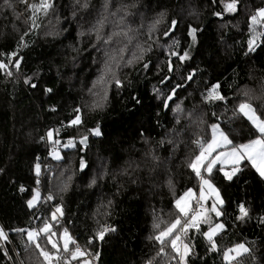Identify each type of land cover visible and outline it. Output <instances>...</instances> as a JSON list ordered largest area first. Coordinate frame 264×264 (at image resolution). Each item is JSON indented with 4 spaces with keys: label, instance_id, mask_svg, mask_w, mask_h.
Instances as JSON below:
<instances>
[{
    "label": "trees",
    "instance_id": "obj_1",
    "mask_svg": "<svg viewBox=\"0 0 264 264\" xmlns=\"http://www.w3.org/2000/svg\"><path fill=\"white\" fill-rule=\"evenodd\" d=\"M231 2L53 0L45 14L28 7L40 0H0V61L8 64L0 70V223L12 244L0 242V264H18L15 251L21 264H46L26 235L45 223L59 251L44 234L39 243L60 257L53 264L76 263L63 251V228L96 264H178L170 238L161 245L155 236L179 215L176 198L198 190L189 167L200 152L197 141L206 143L214 123L233 144L252 140L256 131L241 103L264 119V21L250 19L264 0H238L228 11ZM106 64L112 71L105 75ZM216 84L222 100L208 98ZM76 109L82 123L71 126ZM97 127L100 135L92 131ZM49 130L59 144L48 140ZM70 139L75 146L63 148ZM56 149L59 160L51 154ZM239 167L231 180L218 164L208 174L223 214L184 236L194 248L188 264H228L224 251L237 243L250 251L231 264H264V177L248 161ZM46 192L53 198L45 200ZM240 204L249 210L244 220L237 219ZM217 222L225 228L213 251L203 233ZM102 226L115 231L100 240ZM4 246L13 250L7 255Z\"/></svg>",
    "mask_w": 264,
    "mask_h": 264
},
{
    "label": "snow or ice",
    "instance_id": "obj_2",
    "mask_svg": "<svg viewBox=\"0 0 264 264\" xmlns=\"http://www.w3.org/2000/svg\"><path fill=\"white\" fill-rule=\"evenodd\" d=\"M22 2L27 3V0H22ZM238 0H232L231 3L227 5L228 11H236ZM28 7L32 8L34 11H44L45 14L54 7L53 0H40V4L37 6L35 4L28 5ZM251 21L254 24L261 23L264 21V7L257 9L256 14L250 17ZM173 26H175L176 22L173 21ZM35 24V19H33V27H37ZM102 27V25H101ZM197 29L192 28L190 30V35L193 40H195V34ZM168 35V33H165ZM97 39H100V36L97 35ZM255 48V41H250L249 50L253 51ZM15 55V53H13ZM175 55V53H173ZM187 57V53L184 56H181L180 59L184 60ZM131 63V61H129ZM15 67L19 69L20 67V59H17L15 62ZM145 68L148 67L147 64L144 65ZM8 64L0 61V70H7ZM111 66L105 65V75L108 72H111ZM8 75H11V72H8ZM192 77L189 76L188 79ZM27 82V81H26ZM97 84L104 83V75H101L96 82ZM115 84L117 86H121L122 82L119 79L115 80ZM95 86V85H94ZM32 87H36L35 84ZM179 87V86H177ZM220 85L216 84L209 90L208 98L209 99H224L223 96L219 94ZM47 92H51L52 89H46ZM175 90H173L174 94ZM172 97L169 96L168 99ZM106 99V94H105ZM96 107H101L100 104H97ZM239 112L243 113L255 126V128L259 131L260 135L255 139L250 140L247 143L235 145L233 141L229 139L228 135L220 130L219 125H213V136L211 141L206 144H202L200 141H197L200 144V152L199 155L195 157V159L189 164V167L193 170L196 176L200 179V191L199 197L197 198L192 189H188L179 199L176 200V207L179 211V215L175 218V220L169 224L164 230L160 231L158 235L155 236V239L160 242L161 245H164L166 242H169L170 238V247L172 251L176 254L173 259H178V264H188V258L194 254V248L190 243H184L183 237L187 236L190 229L195 228L199 231L200 224L210 223L209 213H214L215 216L219 217L223 213L220 210V206L224 204L223 199H221L219 190L212 184L210 179H206L202 174V170L204 173H208L209 175L212 173L213 168L217 164H230L232 165V170L224 171V176L231 180L241 169L239 165L248 161L251 163V166L256 169L261 177H264V119H261L260 116L257 115L256 109L252 106L251 103H241L239 105ZM77 115L73 120L70 121L71 126L79 125L82 123L81 116L79 115L80 110H75ZM58 134L59 130H55ZM95 135H100L99 128L92 130ZM47 138L49 141H52L54 144H59V140H53V130H49L47 133ZM87 141V136L83 137L80 140L81 144H85ZM74 141L70 139L66 144L63 145L65 148L74 147ZM218 149H227L225 151H218ZM55 159H61L58 152L53 153ZM85 163L83 160L80 162V167L83 169L85 167ZM223 171V169H221ZM36 172L39 174L40 165H36ZM67 187V185H65ZM21 191H24L23 187ZM209 197H215V202L212 204L211 208H206L204 206V202L207 201ZM53 197L49 196L48 199H52ZM39 199V192L37 191L35 195H33L32 199L28 201L29 207H32L36 201ZM195 205V207L193 206ZM57 213L61 216L63 215L62 208L57 206L56 211L52 214V219H57ZM249 210L245 207L244 204L239 205V216L237 219L244 220L248 217ZM159 228V225H156ZM225 228L223 223H217L214 226H210L207 232H204L203 235L210 242L211 250H216L217 244L215 241V237L218 232L222 231ZM17 231L23 232V229H18ZM109 231H115L113 228L102 226L101 229L97 232L96 238L103 240L106 233ZM41 234H44L47 237V242L51 244L53 249L59 251V245L53 241L52 237L56 235L55 232L52 231V226L48 223H45L42 228L33 229L27 231V239L29 242L33 243L35 247L39 250L40 256L44 258L46 264H53L54 260H59L60 257L53 252L46 250L39 243V239ZM0 238L7 240V234L4 232L2 228H0ZM63 241V251L66 253H70L71 259L76 260L78 257H84L87 255L85 251H83L79 246H76L74 250L70 249V245L74 244L75 241L73 237L69 234L68 230L65 228L60 237ZM91 242V241H90ZM165 251L164 247L160 248V252L157 255H160ZM250 249L246 247L244 244H238L234 248H230L225 252V259L228 261L236 260L238 257L249 253ZM235 253V255H232ZM6 254V253H5ZM98 255V254H97ZM83 264H91L90 261L85 260ZM151 264V261L149 262Z\"/></svg>",
    "mask_w": 264,
    "mask_h": 264
},
{
    "label": "rangeland",
    "instance_id": "obj_3",
    "mask_svg": "<svg viewBox=\"0 0 264 264\" xmlns=\"http://www.w3.org/2000/svg\"><path fill=\"white\" fill-rule=\"evenodd\" d=\"M261 119H263L262 117H261ZM250 121V120H249ZM250 123H251V125L253 126V128H254V131H256V134H255V136L253 137V139H255L257 136H259L260 135V133H259V131L255 128V126L252 124V122L250 121ZM213 125H219V128H220V130L221 131H223L222 130V128H221V125L219 124V123H214ZM213 125H211V127H210V134H211V136H210V138L206 141V143L207 142H209V141H211V139H212V136H213V129H212V126ZM96 129V128H95ZM224 132V131H223ZM48 133V132H47ZM225 133V132H224ZM47 136V135H46ZM229 137V136H228ZM68 141H66L64 144H66ZM247 142H249V141H246L245 143H247ZM206 143H204V144H206ZM86 144V143H85ZM241 144H244V143H241ZM236 145V144H235ZM64 148V147H63ZM225 150H227V149H218V151H225ZM54 152H58L59 153V155L61 156V150H59V149H56V150H54V151H52V156L54 157V155H53V153ZM218 165H220L221 166V169H223L224 171H231L232 170V165H230V164H224V165H221V164H218ZM240 166V165H239ZM205 178L206 179H210V177L208 176V173H206L205 175ZM212 182V181H211ZM198 184H199V182H198ZM197 184V185H198ZM212 184L218 189V187L212 182ZM189 189H192L193 190V192H194V194H195V196L198 198L199 197V191H200V184H199V186H197V189L198 190H195L193 187H190ZM219 190V189H218ZM188 190H186L185 192H187ZM184 192V193H185ZM184 193H182L178 198H176V199H179ZM35 194H36V192H35ZM34 194V195H35ZM219 194H220V192H219ZM43 198L45 199V200H48V197L49 196H51L52 197V195L50 194V193H43ZM33 197V196H32ZM32 197H31V199H32ZM220 197H221V195H220ZM30 199V200H31ZM215 202V197H209L208 199H207V201L206 202H204L206 205H205V207L206 208H211V206H212V204ZM53 211L55 212L56 211V207H54L53 208ZM53 213V212H52ZM212 215H215L214 213H209V216H212ZM56 221H57V223L58 222H60L61 220H60V218H58V213H57V219H56ZM217 223H221V222H217ZM0 228H2L3 230H4V232L6 233V229L4 228V227H2V225H1V223H0ZM63 230H64V228H63ZM63 230L61 231V234L63 233ZM68 230V232H71V231H69V229H67ZM208 231V230H207ZM206 231V232H207ZM7 234V233H6ZM183 239H184V237H183ZM0 242H2V243H4V241H5V243H6V241L9 243V245H11V247H12V244H11V241H10V238H9V236H8V234H7V240H4V239H2V238H0ZM61 241H62V239H61ZM184 241V243H185V240H183ZM239 243H237V244H235V245H233L232 247H230V248H234L236 245H238ZM241 244H244V243H241ZM62 245H63V241H62ZM75 246L74 247H76V244H74ZM246 247H247V245L246 244H244ZM5 247V246H4ZM9 247V249L7 250L6 249V247H5V250H6V252H7V255H8V253H9V251H10V249H12L13 250V248H11L10 246H8ZM80 247V246H79ZM83 251H85L86 252V250H84L82 247H80ZM229 248V249H230ZM228 250V249H227ZM226 250V251H227ZM15 251V250H14ZM226 251H224V252H226ZM55 253V252H54ZM87 253V255L86 256H84V257H78L77 259H76V263L74 262V264H83V262L85 261V260H88V261H90V258H92V257H90V254L88 253V252H86ZM56 254V253H55ZM15 259L18 261V264H21L20 263V257L18 256V254L16 253V251H15ZM232 255H235V253H233ZM10 256V255H9ZM224 257H225V255H224ZM11 259V258H10ZM226 262L228 263V264H231V262L230 261H228V260H226ZM71 263V261L68 259V258H66L65 260H64V263L63 264H70Z\"/></svg>",
    "mask_w": 264,
    "mask_h": 264
},
{
    "label": "built area",
    "instance_id": "obj_4",
    "mask_svg": "<svg viewBox=\"0 0 264 264\" xmlns=\"http://www.w3.org/2000/svg\"><path fill=\"white\" fill-rule=\"evenodd\" d=\"M195 207V205H193ZM204 206H205V203H204ZM90 262L91 264H96V260L94 258H90Z\"/></svg>",
    "mask_w": 264,
    "mask_h": 264
}]
</instances>
